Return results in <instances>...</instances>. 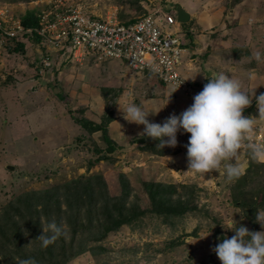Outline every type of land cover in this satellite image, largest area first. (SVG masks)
Here are the masks:
<instances>
[{
	"label": "rangeland",
	"instance_id": "1",
	"mask_svg": "<svg viewBox=\"0 0 264 264\" xmlns=\"http://www.w3.org/2000/svg\"><path fill=\"white\" fill-rule=\"evenodd\" d=\"M151 2L154 4L147 2V7L164 4L172 10L179 5L190 14L180 25L189 31L191 53L186 58L193 60L196 73L218 72L216 56L224 54L230 45L233 55L241 50L245 53L242 70H226L238 75L234 79L241 82L243 89L250 93L254 89L252 102L242 115L256 123L251 139L245 140L244 145L264 144V114L258 113L255 102V97L264 93V0ZM58 6H61L56 10L59 12L73 6L101 18L115 12L121 21L142 14V10L128 0H0V7H7L9 14L20 20L28 9L55 12ZM225 41H230L229 45ZM20 42H23L22 50L7 48L1 55L0 209L21 194L94 173L103 175L112 195L121 194L120 174L125 175L132 194L144 207L150 204L143 181L174 184L177 192L173 198H183L192 190L196 210L173 218L171 222L156 215H144L131 226L124 225L109 232L98 242L103 250L97 249L94 255L82 253L71 264H218L220 261L211 248L222 237L234 235L221 224L233 217L237 226L242 224L249 231L262 230L255 215L264 213V202L257 208L255 205L264 201V159L252 160L246 146L242 145L237 157L244 177L227 182L216 170L195 175L187 170L186 148H182V144L188 142L190 134L187 132L172 147L173 153L151 156L155 154L142 153L144 150L139 147L128 149L135 130L124 132L126 127H123L121 133L119 127L125 123L121 116V122L108 125L111 126L108 134L122 150L100 159L104 156L98 152V148L104 146L100 131L88 133L74 120L85 117L99 122L106 106H115V102L116 106L130 101L140 106H162L168 99L164 106H177L176 99H172L173 93L186 101L189 99L183 97H189L183 90L166 87L153 75L134 71L123 61L98 62L91 58L70 61L60 56L59 47L50 45L47 40L41 43L35 36L24 34ZM198 47L199 51L195 49ZM42 51L52 52V66L42 65ZM257 51L261 53L260 61L253 58ZM180 70L184 75L186 68L181 66ZM196 76L194 72L193 76L188 73L184 76L193 90L204 85L195 83ZM161 113L157 115L162 121L167 116ZM139 134L140 131L134 133V137L141 136ZM235 201L240 204L236 205ZM41 221L43 228L47 220L41 217ZM27 238L28 250L34 246L41 248L39 243ZM0 264L11 263L1 258Z\"/></svg>",
	"mask_w": 264,
	"mask_h": 264
},
{
	"label": "trees",
	"instance_id": "2",
	"mask_svg": "<svg viewBox=\"0 0 264 264\" xmlns=\"http://www.w3.org/2000/svg\"><path fill=\"white\" fill-rule=\"evenodd\" d=\"M141 1L128 0V3H133L140 11ZM119 15L123 18L121 14ZM21 23L25 27L37 26L35 10H26L21 17ZM34 36L38 40L37 36ZM22 47L23 42L17 41L10 46V49L17 51L22 50ZM103 97L106 100V96ZM113 113L112 106L108 105L101 114L99 122L85 117L74 118L86 132L100 131L104 143L103 147L98 148V152L104 154L100 159L111 157L112 154L122 150V147L108 134V125L114 119ZM129 143L158 156L171 154L174 151L168 146L159 149L155 147L157 141L142 135L130 138ZM240 177L243 178L244 175ZM120 183L121 194L112 195L101 173L79 175L41 191L21 194L6 203L0 209V259L9 260L11 264H16L17 258H34L37 264H71V261L82 253L90 252L94 255L97 249L103 250L98 242L109 232L124 225L131 226L144 215H156L171 222L173 218L182 217L188 211L196 210L192 190H188L183 198L181 196L173 198L177 192L174 184L143 181L144 191L150 204L144 207L132 194L129 181L123 174H120ZM263 202L258 201L255 207L261 206ZM235 203L240 204L239 201ZM41 217L45 218L47 223L54 219L58 224L64 225L66 234L47 247L34 246V249L28 250L26 237L41 245L37 238L43 225ZM23 246L26 250L22 249ZM172 246L173 244L170 247Z\"/></svg>",
	"mask_w": 264,
	"mask_h": 264
},
{
	"label": "clouds",
	"instance_id": "3",
	"mask_svg": "<svg viewBox=\"0 0 264 264\" xmlns=\"http://www.w3.org/2000/svg\"><path fill=\"white\" fill-rule=\"evenodd\" d=\"M143 1L145 0L140 2L141 7ZM171 9L176 11L174 7ZM144 12L142 7V13ZM253 58L260 61L261 53L255 52ZM151 70L156 71L155 67H151ZM182 81H179L174 90ZM253 90L250 93L230 74L217 72L207 76V82L202 90L192 97V103L186 109L178 115L170 113L160 123L150 122L147 117L150 114L155 115L168 99L154 111L142 108L133 101L123 107L118 106L126 121L143 125L139 135L157 141L155 147L159 149L165 146L175 147L178 131L189 133L188 142L183 145L186 148L187 170L194 175L216 170L224 175L227 182H232L242 175L243 169L237 163V157L244 141L251 139V133L255 128V120L242 115L243 110L252 102ZM255 102L258 113L264 114V93L256 96ZM244 146L252 160L264 159V144L248 143ZM255 220L262 230L249 231L242 224L237 226L233 217L226 224H221L222 228L234 232L230 238L222 237L220 242L211 248L221 264H264V213L257 212ZM65 234V226L53 219L41 229L37 238L41 242L40 246L44 248ZM16 264H37V261L34 258H17Z\"/></svg>",
	"mask_w": 264,
	"mask_h": 264
},
{
	"label": "built area",
	"instance_id": "4",
	"mask_svg": "<svg viewBox=\"0 0 264 264\" xmlns=\"http://www.w3.org/2000/svg\"><path fill=\"white\" fill-rule=\"evenodd\" d=\"M147 2L154 4L151 0L143 1L145 12L135 20L125 21L119 20L115 12L101 18L73 6L60 12L56 10L61 6L55 12L39 10L35 14L37 26L33 27L23 26L20 19L9 14L7 7H0V66L3 50L20 41L24 34L36 35L41 43L44 39L57 45L59 55L70 61L120 60L132 70L152 73L174 88L183 80L178 88L192 92V86L179 70L189 40L181 32L176 11L168 10L164 4L147 7ZM52 58V52L40 53L44 67L52 66Z\"/></svg>",
	"mask_w": 264,
	"mask_h": 264
},
{
	"label": "crops",
	"instance_id": "5",
	"mask_svg": "<svg viewBox=\"0 0 264 264\" xmlns=\"http://www.w3.org/2000/svg\"><path fill=\"white\" fill-rule=\"evenodd\" d=\"M180 29H181V32L183 33V35H184V38L188 41L189 40V43L187 44V46H186V49H185V52H184V54H183V58H182V62H181V65H180V67L181 66H184L185 68H186V72H185V74L183 75L182 74V72H181V70H180V67H179V70H180V72H181V74L183 75V76H185L186 75V73H188V74H192V76H193V72L197 75L196 76V80H195V83L199 86L200 85V83H203V84H205L206 82H207V76H208V74H206L205 72H203L202 71V73L203 74H199L198 72L196 73V71H197V67L196 66H194V63H193V60L190 58V59H188V58H186V56H188L190 53H191V51L189 52V49H190V38L188 37L189 36V31L188 30H186V28H185V30L183 29V27L180 25ZM225 43H226V45H229V43H230V41H225ZM228 43V44H227ZM220 44H223L222 42H220ZM222 47V46H221ZM229 48L226 50V52L224 53V54H220L221 56H216V58H217V61H218V67L220 68V70L218 71V72H225V73H227V74H230L231 76H232V78H238V75L237 76H235V74L233 73V72H231V71H228V70H226V68L228 69V68H232V69H236V70H238V69H240V70H242L241 69V67L240 66H242L244 63H243V59H244V57H246L245 56V53L241 50V52H239V54L238 55H233L232 54V51H231V49H232V45H230V46H228ZM195 49H197V51H199L201 48L200 47H198V48H195ZM216 54V53H215ZM212 57H213V53H212ZM229 60H230V63H229ZM113 61H116V60H113ZM121 62V61H120ZM211 63V62H210ZM212 64H214L213 63V61H212ZM199 71V70H198ZM207 71H209V74H211V70H207ZM206 71V72H207ZM200 72V71H199ZM212 73H217V72H213L212 71ZM150 74V73H149ZM150 75H153V74H150ZM154 76V75H153ZM155 77V76H154ZM251 77H252V75H251ZM155 78H157V77H155ZM202 79V80H201ZM164 86H165V84H164ZM166 87H168V86H166ZM169 87H171V86H169ZM202 87L203 86H201V87H199V89L197 90V89H194L193 90V86H192V92H189V93H186V94H188L189 95V97H187V96H185V95H183V97H185V98H189L188 99V101H189V103L187 104V102L188 101H186L185 99H183L182 97H178V96H176V94H174L173 93V95H172V99H176V101H177V106H164L163 108H161L155 115H152V114H150L149 116H148V119H149V121L151 122V120L153 121V122H156V123H160V121H161V119H160V117L157 115V114H159V113H161V114H164V115H166V116H168L170 113L171 114H179L180 112H182L184 109H186L191 103H192V97L196 94V93H198L200 90H202ZM124 90V89H123ZM122 90V91H123ZM184 93V94H185ZM165 96V95H164ZM164 96L162 97V98H164ZM157 99H160V98H157ZM116 101H118L117 100V98H116ZM115 104L117 105V103L115 102ZM112 106V109H113V120L111 121V122H114V121H116V122H121V116L123 117V115H122V113H121V110L119 109V106ZM120 107H123V106H120ZM142 108H145V109H147V110H152V111H154V110H156L158 107H160V106H141ZM164 112V113H163ZM117 115H120L119 116V118H117L116 116ZM111 122L109 123V125L111 124ZM123 125L121 126V127H119V128H122V129H120V132L121 133H123V127H126V130H124V132H128L129 131V133H131L130 131H132V132H134V130H135V132L134 133H139V131H140V133L142 132V130H143V125H137L136 123H134V122H128V121H126L125 120V123H122ZM109 129H111V126L109 127L108 126V130ZM134 133H132V136L131 137H134V136H136V135H134ZM184 133L185 132H182V131H178L177 132V142H178V140L179 141H181L182 140V137L184 136ZM183 135V136H182ZM130 137V138H131ZM118 143V142H117ZM184 144H186V143H184ZM184 144H182V148H184L183 147V145ZM137 146H130L128 149L130 150V149H134V148H136ZM137 151V150H136ZM139 152V151H138ZM142 153H148V152H146V151H142ZM149 154V153H148ZM151 156H156V157H158V155H151ZM160 157H162V156H160ZM186 157V156H185Z\"/></svg>",
	"mask_w": 264,
	"mask_h": 264
},
{
	"label": "water",
	"instance_id": "6",
	"mask_svg": "<svg viewBox=\"0 0 264 264\" xmlns=\"http://www.w3.org/2000/svg\"><path fill=\"white\" fill-rule=\"evenodd\" d=\"M177 18L180 22H186L190 18V14L181 6L176 7Z\"/></svg>",
	"mask_w": 264,
	"mask_h": 264
}]
</instances>
